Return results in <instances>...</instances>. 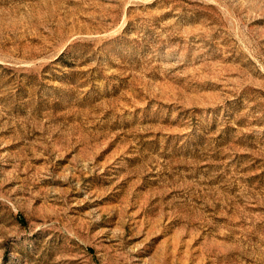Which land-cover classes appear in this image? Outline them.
Returning a JSON list of instances; mask_svg holds the SVG:
<instances>
[{
    "label": "rangeland",
    "instance_id": "obj_1",
    "mask_svg": "<svg viewBox=\"0 0 264 264\" xmlns=\"http://www.w3.org/2000/svg\"><path fill=\"white\" fill-rule=\"evenodd\" d=\"M0 264H264V0H0Z\"/></svg>",
    "mask_w": 264,
    "mask_h": 264
}]
</instances>
